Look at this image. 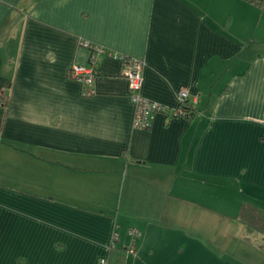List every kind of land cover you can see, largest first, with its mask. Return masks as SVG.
Listing matches in <instances>:
<instances>
[{"label":"crops","instance_id":"obj_1","mask_svg":"<svg viewBox=\"0 0 264 264\" xmlns=\"http://www.w3.org/2000/svg\"><path fill=\"white\" fill-rule=\"evenodd\" d=\"M96 48L84 96L70 71ZM111 53L194 117L134 129ZM246 202L264 207V0H0V264L111 261L133 230L119 264H264Z\"/></svg>","mask_w":264,"mask_h":264},{"label":"built area","instance_id":"obj_2","mask_svg":"<svg viewBox=\"0 0 264 264\" xmlns=\"http://www.w3.org/2000/svg\"><path fill=\"white\" fill-rule=\"evenodd\" d=\"M82 47H91L87 43H83ZM104 53V49L96 48L92 54L88 66L74 65L71 69L70 76L76 82L83 86L84 96H92L94 94L93 86L96 80V72L99 62V56ZM114 59L122 62L124 65V75L129 82V97L134 104V129H146L150 127L152 118L157 115L169 116L168 118H186L190 113L187 111L188 103L190 102V95L188 90L181 89L177 92L178 107L170 109L164 105H160L154 101L145 98L141 91L143 86V71L146 62L142 59H136L123 54L111 53ZM191 103V102H190ZM192 105V103H191ZM196 109L195 105H193ZM131 242L127 246V255L136 254V240L140 238L139 232L133 230L130 232ZM119 239V234L116 233L112 240V246L116 245ZM111 246V247H112ZM98 264H119L111 263L109 259L104 258Z\"/></svg>","mask_w":264,"mask_h":264},{"label":"trees","instance_id":"obj_3","mask_svg":"<svg viewBox=\"0 0 264 264\" xmlns=\"http://www.w3.org/2000/svg\"><path fill=\"white\" fill-rule=\"evenodd\" d=\"M188 112L190 113L186 118L191 119L196 113L191 103H188ZM238 219L242 222L247 230L248 238H250L254 233H260L264 236V207L257 204L246 202L242 205ZM264 249V244H260ZM126 251L124 249L118 248L117 245H114L110 248L111 263H120L125 257Z\"/></svg>","mask_w":264,"mask_h":264},{"label":"rangeland","instance_id":"obj_4","mask_svg":"<svg viewBox=\"0 0 264 264\" xmlns=\"http://www.w3.org/2000/svg\"><path fill=\"white\" fill-rule=\"evenodd\" d=\"M256 236H262V237L264 238V236H263L262 234H260V233H257ZM253 237H254V239L257 240V242L260 241V242H261V245L264 244V239H263V240H262V239H258V237H255V235H254ZM253 237H252V238H253ZM259 249H260V248H259ZM260 250H261V249H260ZM261 251L264 252V250H261ZM263 252H261V257L264 258V253H263Z\"/></svg>","mask_w":264,"mask_h":264}]
</instances>
